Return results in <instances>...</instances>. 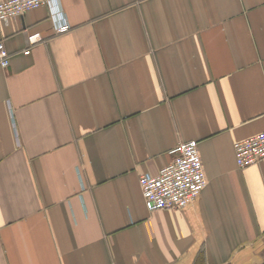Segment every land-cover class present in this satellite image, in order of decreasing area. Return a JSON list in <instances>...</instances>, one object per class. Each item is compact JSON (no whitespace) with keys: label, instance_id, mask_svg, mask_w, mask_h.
<instances>
[{"label":"crops","instance_id":"crops-1","mask_svg":"<svg viewBox=\"0 0 264 264\" xmlns=\"http://www.w3.org/2000/svg\"><path fill=\"white\" fill-rule=\"evenodd\" d=\"M58 1L0 25V264H264V0ZM191 140L205 188L149 212Z\"/></svg>","mask_w":264,"mask_h":264},{"label":"built area","instance_id":"built-area-1","mask_svg":"<svg viewBox=\"0 0 264 264\" xmlns=\"http://www.w3.org/2000/svg\"><path fill=\"white\" fill-rule=\"evenodd\" d=\"M58 2V0H0V25L44 6L53 10L54 14V6ZM53 29L56 34H63L70 30V26L55 16ZM41 41L40 34H29L27 37L29 45ZM28 53L29 51L25 52ZM9 64V54L4 43L0 41V68L5 69ZM234 152L236 165L240 169L259 164L264 159V132L237 142L234 145ZM170 154L172 160L162 167L157 175L139 177V187L149 212L184 209L199 196L207 184L197 141L180 142Z\"/></svg>","mask_w":264,"mask_h":264}]
</instances>
